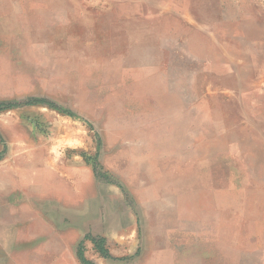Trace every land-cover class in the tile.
<instances>
[{"label": "rangeland", "instance_id": "obj_1", "mask_svg": "<svg viewBox=\"0 0 264 264\" xmlns=\"http://www.w3.org/2000/svg\"><path fill=\"white\" fill-rule=\"evenodd\" d=\"M8 102L3 264H84L81 241L91 264H261L264 0H0ZM34 163L61 209L21 186Z\"/></svg>", "mask_w": 264, "mask_h": 264}, {"label": "crops", "instance_id": "obj_2", "mask_svg": "<svg viewBox=\"0 0 264 264\" xmlns=\"http://www.w3.org/2000/svg\"><path fill=\"white\" fill-rule=\"evenodd\" d=\"M261 141H259V144ZM264 144V143H262ZM262 146V145H261ZM256 152L251 153L250 156V161H258L259 157H257V155H255ZM260 156V155H259ZM26 172H25V176L23 175V178H25L24 181H21V186H26L27 187H32L28 190V194H30L33 197V200L35 203H41L44 205L43 210L45 209H56L59 210L61 209L60 207H58V205H55L53 203H56V201H58V191L55 189L56 185H52L51 184V179L50 176L48 174L45 173V171H41V169H38L37 164H28L27 168H26ZM16 173V172H15ZM18 174V173H17ZM7 189H10L11 194H15L17 195L19 192L24 193L25 191H20V186H19V178L18 176L14 175L13 173L9 176L3 175V172L0 170V235H2V227H3V222H4V217L5 220L9 219L8 223L9 225L12 224V222L18 218V212H15L9 216V218L7 216L3 215V209L7 210H17L18 206L14 207L13 204H15L14 202H2V194L3 192ZM54 190V191H52ZM53 192V194H52ZM55 195V196H52ZM3 204H5L6 207H3ZM10 204V205H9ZM89 208V207H88ZM82 209H85L82 207ZM44 220H47L44 216L42 217ZM7 224V225H8ZM88 225V224H87ZM94 226V225H93ZM97 226V224L95 225V227ZM113 227V226H112ZM111 227V228H112ZM7 230V231H11ZM108 230V229H107ZM111 230V229H109ZM108 230V231H109ZM264 233V230L262 231ZM261 238L260 240L263 241L260 245V247L258 249H255L253 252L258 258L261 259V264H264V234H260ZM10 242V244L8 243ZM14 239H4L3 235L0 236V264H3V257L5 255H3V248H6V258L11 259L17 256V254H15V247L16 245H14ZM33 242V241H32ZM49 242V240H48ZM43 243H45V240L43 239ZM9 264H12V261L10 260L8 262Z\"/></svg>", "mask_w": 264, "mask_h": 264}, {"label": "trees", "instance_id": "obj_3", "mask_svg": "<svg viewBox=\"0 0 264 264\" xmlns=\"http://www.w3.org/2000/svg\"><path fill=\"white\" fill-rule=\"evenodd\" d=\"M26 104H30V105H34V104H50L52 106H55L52 103H50L49 101L44 100V99L30 100ZM16 106H17V104L13 103V102L1 103L0 104V111L8 110V109H11V108L16 107ZM0 159H1V157H0ZM92 241L95 244V247H96L97 251L100 253L101 256H103V257H111L108 249L105 246V242L106 241H105L104 238H95V237H93ZM77 256H78V258L80 259V261L82 263L91 264V262L87 259L86 255L84 253V241H81L80 244H79L78 251H77Z\"/></svg>", "mask_w": 264, "mask_h": 264}]
</instances>
